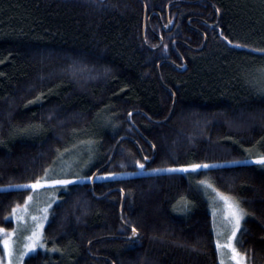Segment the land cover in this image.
Segmentation results:
<instances>
[{
  "label": "trees",
  "instance_id": "trees-1",
  "mask_svg": "<svg viewBox=\"0 0 264 264\" xmlns=\"http://www.w3.org/2000/svg\"><path fill=\"white\" fill-rule=\"evenodd\" d=\"M102 4L0 0V227L31 192L9 185L60 157L80 176L153 155L148 169L218 167L71 185L22 264H219L201 180L240 203L236 246L264 264V170L249 163L264 153V0Z\"/></svg>",
  "mask_w": 264,
  "mask_h": 264
},
{
  "label": "snow or ice",
  "instance_id": "snow-or-ice-1",
  "mask_svg": "<svg viewBox=\"0 0 264 264\" xmlns=\"http://www.w3.org/2000/svg\"><path fill=\"white\" fill-rule=\"evenodd\" d=\"M100 6H103L102 0H94ZM217 13L221 12V9H216ZM220 37L229 45L233 47H247L246 45L241 44H232V40L229 39L228 36L224 35L223 31L219 33ZM254 51H259L264 53V49H254ZM3 63V61H0ZM262 90H264V85H262ZM129 116L132 113L128 114ZM170 117L166 118L169 119ZM150 147L155 149V145L151 144ZM58 151V150H57ZM67 151V149L65 150ZM143 160V162H141ZM149 163V157L142 156L141 159L134 161V166L139 170V172H134L132 175H138L141 172H150L155 174H162V173H196L200 169H212L218 167L216 164H209V163H187L182 164L179 166H171L166 168H146V164ZM232 163H239L238 161H233ZM249 163L255 164L260 166L262 170H264V153H260L256 156V158ZM51 170L45 169L43 175L38 176L34 179V182L29 184H19V185H9V188H16V189H23V190H38V189H51L53 192L59 190H66L68 186L77 185L81 181L85 180H92L95 179H108L114 178L115 173H109L107 177H93V176H75L74 178H69L68 174L63 176L54 177L50 175ZM201 185H204L206 188L212 189L216 192V198L220 202H222L221 208H214L213 209V216L215 217L217 211L223 213V215L227 219V223L230 226V234L226 236L224 242H221L220 234L217 233V240H216V250L220 253L221 259L220 264H225V257L229 260V264H245L246 256L245 254L241 253L236 246L235 241L237 240V233L241 231V221L245 219L247 213L241 208L240 203L236 201L234 198L220 193L214 189L213 185L208 183L207 181L201 180ZM33 200V196L29 195L26 199L25 206L23 208L24 212L28 211V202ZM20 206L17 205V208ZM51 207V204L48 207L42 209L43 215L40 217L32 216L31 219L34 222L33 228L31 230V235L27 237V243L23 244V250L19 252L18 256L16 257L17 261L22 260V258L30 252H34L37 247H44L43 244V234L42 229L43 225L39 223V220H46L48 214V208ZM13 213H16V208L13 209ZM7 219V218H6ZM24 217L17 216V220H22ZM125 226L127 227V222L125 221ZM131 232L133 237L137 235V229L133 226L131 227ZM15 232H9L5 228L0 227V244L3 246L4 256L7 258V264H14L13 257L15 255L14 249V240L13 236ZM57 249H53L56 251ZM0 264H4V258L0 257Z\"/></svg>",
  "mask_w": 264,
  "mask_h": 264
},
{
  "label": "rangeland",
  "instance_id": "rangeland-1",
  "mask_svg": "<svg viewBox=\"0 0 264 264\" xmlns=\"http://www.w3.org/2000/svg\"><path fill=\"white\" fill-rule=\"evenodd\" d=\"M262 80L264 82V75L262 76ZM233 128L239 129L237 127V125H234ZM73 154L79 155V150H77ZM63 163L64 162L62 161V159L60 157L58 159L55 167H53L54 169L52 168L53 170L50 172V175H52L54 177H59V176H63L65 174H68L69 178H74L75 176L82 175V173H80V172H84L86 170V168H83L82 170H80V172L78 171L76 174H72V172L74 171V166L69 164V162L64 163V164ZM143 174H152V173L144 172ZM190 174H192V173H190ZM96 176H99V175L97 174ZM130 176H135V175H132V174L115 175V177H118V178H120V177L124 178V177H130ZM101 177H107V176L103 175ZM108 179H110V178H108ZM94 180L103 181L105 179H95L94 178ZM94 180H93V182H94ZM90 181L91 180H85V181H81V182L89 183V186L91 187V190H92L93 182L91 185ZM204 181H207V180H204ZM208 183H210V182H208ZM196 186H197V190L199 191V193L204 197V199L207 201V203L209 205L212 224H213V230H214V235H215V246H216L217 233L220 234L221 242H224V240L226 239V236L228 234H230V226L228 225L227 219L223 215L222 212L217 211L215 217L212 214L214 208H221L222 207V202H220L218 200V198H216V192H214L212 189L206 188L204 185H201L200 181L197 182ZM59 191H62V190H59ZM59 191L53 192L51 189H47V188L38 189V190H34V191L31 190L29 195L33 196V200L28 202V211L27 212L23 211V208H24L25 202H26V200H25V202L22 206H20L19 208H16L15 214L13 212L11 213L10 220L13 223V227L9 232H15V235L13 236V240L15 242L14 243L15 255L13 257L14 264H22L23 260L26 257H28V256L34 254L36 251L42 249L41 247H37V249L34 252L28 253V255H26L22 258V260L17 261V259H16L19 252L23 250V244L28 242L27 237L29 235H31V230H32L33 225H34V222L32 221L31 217L32 216H37V217L42 216L43 215L42 209H44L45 207H48V205L51 204V207L48 208L47 219L46 220H39V223H41L43 225V229H44V227L48 223L49 215L51 213L53 206L58 202ZM17 216H22V217H24V219L17 220ZM241 223H242V221H241ZM43 229H42V234H43ZM238 233H237V236H238ZM235 243H236V241H235ZM2 248H3V246H2ZM217 253H218V259H219V264H220L221 256H220V253L218 251H217ZM2 258H4V264H7V258L4 256V251H3V257ZM225 264H229V260L227 259V257H225ZM245 264H247V262H245Z\"/></svg>",
  "mask_w": 264,
  "mask_h": 264
},
{
  "label": "water",
  "instance_id": "water-1",
  "mask_svg": "<svg viewBox=\"0 0 264 264\" xmlns=\"http://www.w3.org/2000/svg\"><path fill=\"white\" fill-rule=\"evenodd\" d=\"M145 15H146V14H145ZM145 15H144V18H145ZM169 30H170V28H167V29H166L167 32H168ZM161 42H162V41H161ZM174 104H175V102H173V107H174ZM172 111H173V109H172ZM120 141H121V140H119V142H120ZM119 142H118V143H119ZM117 145H118V144H117ZM114 152H115V150H114ZM114 152H113V154H114ZM113 154L111 155L110 159L108 160V163L110 162V160H111ZM153 159H154V155L149 159V163H147L146 166H149V165L152 163ZM100 171H101V170L96 171L95 174H93V177H95ZM93 180H94V178L90 181V184H91V185H92ZM92 195H93V197L96 198V199L100 198V197L95 196L93 192H92ZM103 197H104V196H103ZM103 197L101 196V198H103ZM122 207H123V200H122V202H121V206H120V210H119V220H120V221H121ZM121 222H122V221H121ZM137 237H138V235H136L135 237H133V234H132V232H131V235H130L129 237H127L126 239H127L128 241H134V240L137 239Z\"/></svg>",
  "mask_w": 264,
  "mask_h": 264
}]
</instances>
